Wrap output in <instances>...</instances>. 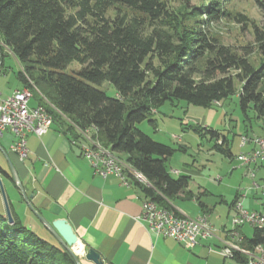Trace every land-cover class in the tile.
Returning a JSON list of instances; mask_svg holds the SVG:
<instances>
[{"label": "trees", "instance_id": "16d2710c", "mask_svg": "<svg viewBox=\"0 0 264 264\" xmlns=\"http://www.w3.org/2000/svg\"><path fill=\"white\" fill-rule=\"evenodd\" d=\"M228 1L201 0L182 10L168 0H0V41L21 63L24 87H37L39 103L71 140L81 137L78 129H95L104 146L145 176L148 184L130 175L145 198L174 211L170 200L189 177L168 171L175 148L137 124L147 119L156 127L155 112L166 102L210 107L234 94L246 120H264V28L253 25V44L236 49L207 27L247 20ZM255 1L264 12V0ZM72 62L80 68L68 72ZM105 82L116 95L99 87ZM201 129L218 152L232 156L224 135ZM0 174L14 181L1 167ZM8 201L13 223L0 191V264H77L57 240L28 228ZM257 245L264 248V228H254L244 244ZM234 258L246 263L240 253Z\"/></svg>", "mask_w": 264, "mask_h": 264}, {"label": "crops", "instance_id": "0c3cea01", "mask_svg": "<svg viewBox=\"0 0 264 264\" xmlns=\"http://www.w3.org/2000/svg\"><path fill=\"white\" fill-rule=\"evenodd\" d=\"M5 55L4 51H0L2 68ZM2 75H5L4 72ZM22 87L13 82L11 87L2 84L0 89L4 95H8ZM213 105L205 107L210 109V119L199 127L212 129L211 122L215 114ZM244 121L243 130L237 133L239 153L247 152L253 147L251 144L241 146V135L264 136V120ZM48 125L50 129L42 136L27 135L28 157L22 161L11 150L16 139L14 133L7 129L0 134V167L11 174L5 153L10 158L19 181L0 175L6 179L4 187L8 199L28 228L49 241H56L32 211L29 206L31 204L50 222L66 218L83 248L96 250L104 264H246L234 257L223 256L219 250L230 238L240 247L247 248L244 244L254 234L252 225L245 223L237 227L239 236L230 237L232 217L236 212L234 203L240 200L244 209L264 214V165L261 162L251 167L240 164L237 160L239 153L236 156L233 153L232 140L226 133L224 136L229 141L232 156L223 155L232 164L230 178L236 172L239 181L236 184L225 183L222 189H219V184L210 189L198 185L197 193L189 188L188 183L184 191L170 200L179 214L191 217L208 215L215 229L213 236L201 238L194 247H189L172 238L156 236L150 232L146 222L139 218L145 199L139 187L133 182L128 186L124 185L114 174L106 177L96 174L90 158L85 153L81 155L78 148L82 147L85 139L81 136L71 140L53 119ZM93 131L96 133L95 129L90 132ZM203 137L208 138L212 142L211 148L215 149L216 139L209 135ZM183 147L180 146L182 149ZM175 173L184 174L180 170H175ZM187 176L190 181V175ZM217 179L223 181L222 177ZM255 182L258 187L254 185ZM176 200L179 202L176 203ZM185 201H193V208L187 206ZM1 203L4 206L2 197ZM80 264L95 263L81 256Z\"/></svg>", "mask_w": 264, "mask_h": 264}, {"label": "rangeland", "instance_id": "374dc122", "mask_svg": "<svg viewBox=\"0 0 264 264\" xmlns=\"http://www.w3.org/2000/svg\"><path fill=\"white\" fill-rule=\"evenodd\" d=\"M168 2L176 9L186 10L187 7L200 4L201 0H168ZM227 8L234 13L245 15L247 20L238 22L231 18H223L218 22H209L207 27L211 32L219 35L225 44L231 45L236 49L253 44V25L264 28V12L261 7L255 0H229ZM5 54V63L2 68L5 75H2V72L0 87H2V84L10 85L11 87L13 82L18 86L24 87L23 82L18 78V72L23 68L21 63L10 51H5ZM257 58L258 55L256 54L251 56L252 60H258ZM79 68L80 65L77 62H72L67 71L73 72ZM236 85L239 87L240 83L236 82ZM99 87L109 96L116 95L114 86L108 82L103 83ZM38 102H42V97L39 92L35 91L34 98L32 97L30 104H38ZM213 108L215 114L211 122L212 129L219 130L222 135L226 133L231 138V147L236 156L239 153L237 133L243 130V122H245L246 118L240 107L238 95L234 94L221 102L214 103ZM158 110L154 115L157 123L156 127L149 123L147 119L138 123L137 127L153 139L175 148L173 155L166 162L168 171L174 177L178 176L175 170H180L184 174L190 175L189 188L195 193L199 190L198 185L210 189L215 187L213 185L219 184V189H222L225 183L236 184L239 181L238 179L240 178L236 172L230 178L229 170L232 166L230 159L211 148L212 142L208 138L203 137L209 134H204L206 133L204 129L199 130V132L196 130L203 123L208 122L210 109L179 101L174 105L166 102ZM249 114L252 115V113ZM246 123L248 125V121ZM90 134L98 136L94 131L90 132ZM181 145L184 146L183 149L180 148ZM117 156L124 160L123 156ZM218 177H222L223 181H219ZM1 179L3 184H5L6 179L3 176H1ZM175 202L178 203L179 201L176 200ZM185 202L189 207L194 205L193 201Z\"/></svg>", "mask_w": 264, "mask_h": 264}, {"label": "built area", "instance_id": "2783aa9c", "mask_svg": "<svg viewBox=\"0 0 264 264\" xmlns=\"http://www.w3.org/2000/svg\"><path fill=\"white\" fill-rule=\"evenodd\" d=\"M0 50L9 51L1 41ZM1 74L2 64L0 62V76ZM7 129H10L16 137L11 145V150L22 161L28 157L27 135L42 136L50 128L45 119L30 105L28 94H22L21 89H18L11 94L4 95L0 89V134ZM240 143L241 146L247 144L253 146L249 151L240 152L237 155L240 164L251 167L257 166L261 162L264 165V136L244 134L240 137ZM78 148L81 155L82 153H89L91 158H104V165H91L96 174L103 177L114 174L120 179L119 165H116L115 160L111 159L109 154H96L94 151H85L83 147ZM254 174L252 169V175L254 176ZM120 180L125 185L123 179ZM254 185L258 187L256 182ZM262 187L264 189V185ZM234 208L236 212L232 217V228L229 231L233 237L239 236L237 227L245 223L254 228H264L263 213L257 210L244 209L240 200L234 203ZM139 218L146 222L150 232L156 236L169 237L189 247H194L201 238L213 236L215 233V229L206 214L196 217L184 215L181 220L167 221L166 213L152 210L147 201L142 202ZM219 252L225 257H230V251L226 250L225 246ZM239 252L246 255V264H264V253H257V246L252 249L240 247Z\"/></svg>", "mask_w": 264, "mask_h": 264}, {"label": "bare ground", "instance_id": "6f19581e", "mask_svg": "<svg viewBox=\"0 0 264 264\" xmlns=\"http://www.w3.org/2000/svg\"><path fill=\"white\" fill-rule=\"evenodd\" d=\"M10 51V50H9ZM11 52V51H10ZM32 82V81H31ZM39 90L37 87L34 86V88L31 87H24L21 89L22 94H28L29 95V102H31L32 97L34 98V92ZM40 93V92H39ZM31 105V104H30ZM33 108H35V111L42 116V118L45 119L46 123L48 124L49 121L52 119L50 113L47 111L45 108V105L36 103L32 105ZM80 132V136L85 139V141L82 143L83 149L85 151H94L96 154H109L110 158L115 160L116 165H119L120 171V179H123L125 182V185L130 184V175L133 176L134 178L146 182L148 184L147 179L145 176L135 170L128 162L125 160H122L121 158H118L117 154L112 152L108 147L104 146L103 143L99 140L98 136H95L93 134H90L89 130L82 131L78 129ZM89 158L92 163V165H104V158H91V155L89 153H85ZM142 177H139V176ZM143 201H147L148 204L151 206L152 210H157V212H165L167 216V221H176V220H181V218H184V215L182 214H177V212L174 210H170L168 208H165L163 206L158 205V203L150 200L149 198H145ZM230 237H233V235L230 233ZM234 238V237H233ZM234 240V239H233ZM225 249L230 251V256L234 257L235 253H240V245L236 244L234 241H232V238L229 240L225 241L224 243ZM74 250L82 255L84 250L83 246L80 242L77 243V245L74 247ZM257 253H264V248L263 246L257 245ZM246 257V255H244Z\"/></svg>", "mask_w": 264, "mask_h": 264}, {"label": "water", "instance_id": "95a60500", "mask_svg": "<svg viewBox=\"0 0 264 264\" xmlns=\"http://www.w3.org/2000/svg\"><path fill=\"white\" fill-rule=\"evenodd\" d=\"M4 157L6 158V160L10 165L12 177L14 178L15 181H19V178L13 167V164L11 163L10 158L5 153H4ZM0 191L8 221L9 223H13L14 218L11 212L8 197L1 176H0ZM24 198L25 200H27V197L25 195ZM29 206L32 209V211L35 213V215L39 218V220L44 224V226H46L48 230L53 234V236L59 242V244L63 248H65L68 252L71 253L77 264H80L81 256H85L86 259L93 261L95 264H104L101 255L93 248H89L87 250L83 248L84 252L82 255L78 254L74 250V247L77 245L78 242H80V239L76 234V232L74 231L72 225L68 222L66 218H58L50 222L45 217H43L39 212H37L31 204H29Z\"/></svg>", "mask_w": 264, "mask_h": 264}]
</instances>
